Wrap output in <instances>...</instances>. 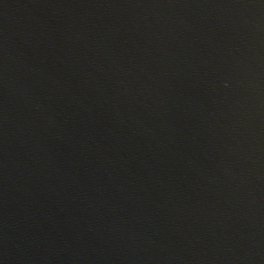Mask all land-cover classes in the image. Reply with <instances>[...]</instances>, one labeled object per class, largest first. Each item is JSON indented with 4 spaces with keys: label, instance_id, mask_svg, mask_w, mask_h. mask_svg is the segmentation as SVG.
<instances>
[{
    "label": "water",
    "instance_id": "water-1",
    "mask_svg": "<svg viewBox=\"0 0 264 264\" xmlns=\"http://www.w3.org/2000/svg\"><path fill=\"white\" fill-rule=\"evenodd\" d=\"M0 264H264V0H0Z\"/></svg>",
    "mask_w": 264,
    "mask_h": 264
}]
</instances>
